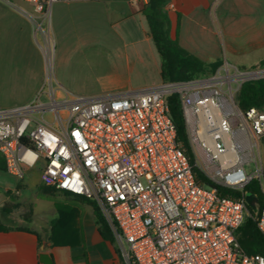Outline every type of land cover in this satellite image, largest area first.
<instances>
[{"label":"built area","instance_id":"1","mask_svg":"<svg viewBox=\"0 0 264 264\" xmlns=\"http://www.w3.org/2000/svg\"><path fill=\"white\" fill-rule=\"evenodd\" d=\"M5 1L48 15L57 2L92 0ZM262 78L264 68L223 61L212 75L98 96L60 97L44 84L30 102L0 108V154L18 181L40 165L43 184L94 202L125 264H264L261 255L243 254L239 241L249 217L245 189L254 179L264 189L254 154L264 109L242 111L236 102L244 82ZM172 94L207 176L244 191L241 198L196 181L170 117ZM251 162L254 173L246 170ZM256 220L264 235V203Z\"/></svg>","mask_w":264,"mask_h":264},{"label":"crops","instance_id":"2","mask_svg":"<svg viewBox=\"0 0 264 264\" xmlns=\"http://www.w3.org/2000/svg\"><path fill=\"white\" fill-rule=\"evenodd\" d=\"M146 3L61 1L45 15L29 3L0 0V108L30 102L44 84L68 98L161 84V58L143 14ZM170 5L173 36L205 62L237 66L264 47V0H171ZM19 182L0 170L3 193L16 191ZM25 183L37 186L26 178ZM81 205L74 206L79 215L67 231L75 246L54 247L35 230H0V264H40L41 252L55 264H125L116 241L101 235L94 208Z\"/></svg>","mask_w":264,"mask_h":264},{"label":"trees","instance_id":"3","mask_svg":"<svg viewBox=\"0 0 264 264\" xmlns=\"http://www.w3.org/2000/svg\"><path fill=\"white\" fill-rule=\"evenodd\" d=\"M170 2L171 0H147V3L143 7V14L148 22L151 37L153 38L161 58V78L163 82L189 81L214 74L223 64L222 60L218 59L215 62H205L183 48L179 44L177 36H173L172 23L168 9ZM262 66H264V61L262 62ZM236 102L242 111H247L251 108H259L263 110L264 78L244 82L237 93ZM167 104L170 109V117L177 131V140L189 160L196 181L203 186L216 188L219 194L223 197L234 199L241 198L244 191L229 190L214 184L198 165L188 135L186 120L178 95L172 94L168 96ZM0 170L6 171V163L1 154ZM262 181L264 185V168ZM39 191L50 197L55 196L56 192H63L67 195L83 199L88 205L91 204L94 207L96 223L101 235L106 239L115 241L111 227L94 202L82 196L46 186L43 183L39 186ZM245 192L255 194L258 197L259 205L256 211H253L248 207L249 217L239 233L241 251L245 255H261L264 257V235L259 230L256 220L264 203V189L261 181L258 179L251 181L247 185ZM63 208L65 210H61L60 216L51 222V233L48 240L54 247L75 246L76 244L74 236L67 234V231L75 222L74 220L78 216V211L75 207L66 204H64ZM2 210L7 212L6 208H3ZM4 217L6 218L7 216L4 215ZM0 230H20L29 233L34 232L28 226L12 227L2 224H0Z\"/></svg>","mask_w":264,"mask_h":264},{"label":"rangeland","instance_id":"4","mask_svg":"<svg viewBox=\"0 0 264 264\" xmlns=\"http://www.w3.org/2000/svg\"><path fill=\"white\" fill-rule=\"evenodd\" d=\"M24 3L25 2H14L15 5L26 7ZM263 61L264 47L257 50L256 54L254 53V55L250 56L247 61L238 63L237 67L241 70H262L264 68V66H262ZM47 118L51 119V114H48ZM254 154L259 167H264V139L260 141L259 147L254 149ZM195 155L198 165L206 173L205 164L202 159L198 157L196 151ZM256 169L257 166L254 162L246 164L248 173H254ZM40 176L41 166L38 165L28 171L26 175L27 180L31 182L36 181V187L28 188L24 179L19 182L14 192L7 191L3 193L0 190V224L12 227L28 226L32 230L37 231L41 238L48 240L51 233V222L60 216L61 210H65L63 208L64 204L82 209L81 204L86 203L79 197V200L75 201L73 198L65 196L60 192H56V195L53 197L40 193L39 186L42 184ZM89 205L92 206L91 204ZM3 208H6L7 212L3 211ZM4 215L7 216L8 220ZM74 221L76 222L77 218H75Z\"/></svg>","mask_w":264,"mask_h":264},{"label":"water","instance_id":"5","mask_svg":"<svg viewBox=\"0 0 264 264\" xmlns=\"http://www.w3.org/2000/svg\"><path fill=\"white\" fill-rule=\"evenodd\" d=\"M246 202L248 207L253 210L256 211L258 209V205H259V200L258 197L251 193V192H246ZM39 261L40 264H55L53 257L46 252H41L39 254Z\"/></svg>","mask_w":264,"mask_h":264}]
</instances>
